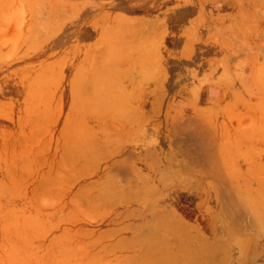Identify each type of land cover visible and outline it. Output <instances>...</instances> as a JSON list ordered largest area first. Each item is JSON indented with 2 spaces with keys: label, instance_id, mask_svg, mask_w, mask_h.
<instances>
[{
  "label": "rangeland",
  "instance_id": "rangeland-1",
  "mask_svg": "<svg viewBox=\"0 0 264 264\" xmlns=\"http://www.w3.org/2000/svg\"><path fill=\"white\" fill-rule=\"evenodd\" d=\"M227 6L236 8L230 19L216 14ZM104 14L112 20L102 24ZM243 28L258 54L264 0H0V264H121L103 232L121 210L84 192L107 170L96 163L97 176H84L92 166L70 160L74 133L86 134L78 123L82 101H90L82 86L91 93L98 83L109 101L136 102L147 87L207 123L216 117L228 172L256 203L264 199V57L236 55ZM127 55L134 66L125 65ZM123 75L134 83L120 82ZM212 82L223 87L214 95L223 101L202 115ZM180 188L172 198L196 210L202 189Z\"/></svg>",
  "mask_w": 264,
  "mask_h": 264
},
{
  "label": "bare ground",
  "instance_id": "bare-ground-1",
  "mask_svg": "<svg viewBox=\"0 0 264 264\" xmlns=\"http://www.w3.org/2000/svg\"><path fill=\"white\" fill-rule=\"evenodd\" d=\"M100 19L102 24L112 20L105 14ZM129 56L132 55H127L124 63L132 67L136 60ZM124 75L120 82L132 85V74ZM76 78L70 80L75 82ZM94 86L91 87L94 94L89 93L90 86L81 87L83 93L88 90L86 95L78 91L90 101H82L84 110L78 123L85 124L86 134L74 133L75 150L71 147L70 160L83 162V167L84 162L92 166L90 171L80 167L83 175L96 172L93 168L96 163L107 170L103 177L92 174L91 177L95 174L99 177L96 186L82 191L90 189L94 193L89 196L87 192L90 201L111 204L121 210L109 224H104L108 225L103 231L108 237L106 233L100 236L106 234L105 244L116 250V260L121 264H264V199L256 203L244 183L239 184L240 177L228 172L230 167L223 155L225 140L220 138L225 135L219 133L222 127L216 125V117L211 123H207L208 117L203 118L205 110L212 112V101H203L206 105L198 106L201 109L195 112L203 115L198 118L181 111L166 96L152 97V90L146 91L147 87L140 89L143 91L140 96L134 94L142 99L136 102L109 101L106 89L102 88L98 94L100 88ZM76 94L72 89L73 100ZM105 123L111 125L113 135L104 128ZM153 135L159 138L156 140ZM246 176L251 177L249 173ZM180 187L189 191L202 189L204 196L202 199L198 195L196 210L189 203L172 198L171 189Z\"/></svg>",
  "mask_w": 264,
  "mask_h": 264
},
{
  "label": "crops",
  "instance_id": "crops-1",
  "mask_svg": "<svg viewBox=\"0 0 264 264\" xmlns=\"http://www.w3.org/2000/svg\"><path fill=\"white\" fill-rule=\"evenodd\" d=\"M235 9L236 8L232 7V6L231 7L230 6L223 7V10L218 11L216 14H218L220 16H224L225 18H229L230 19L232 16H234V14H232L233 12H231V11H234ZM243 17H245L244 14H243ZM231 27L235 29V25L234 24H231ZM247 32H245V30L243 28L241 49L238 50V53L236 55L238 57L247 58V59L251 58L252 56L264 57V49H261V48H260V50H258V54H256V52L255 53H251L252 52L251 40L248 37V33ZM232 40L233 41H236V40L239 41V39H235V38H233ZM247 64L249 65V61L247 62ZM247 64H246V66H247ZM246 70H251V69L248 66V68ZM247 72H249V71H247ZM250 75H251V72L248 73V74H244L243 78H242L243 88L247 89V90H250L252 88L251 79H250L251 76ZM211 89H212V93H210V94L213 95V97L211 98L212 103L214 101H217V102L218 101H223V99L220 98V97H214V95H216L215 93L217 92V90H219V89L221 90V89H223V87L212 85Z\"/></svg>",
  "mask_w": 264,
  "mask_h": 264
}]
</instances>
